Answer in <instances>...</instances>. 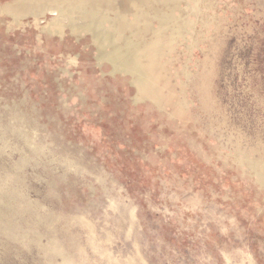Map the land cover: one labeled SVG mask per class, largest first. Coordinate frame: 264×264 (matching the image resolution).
Here are the masks:
<instances>
[{
	"label": "rangeland",
	"instance_id": "1",
	"mask_svg": "<svg viewBox=\"0 0 264 264\" xmlns=\"http://www.w3.org/2000/svg\"><path fill=\"white\" fill-rule=\"evenodd\" d=\"M15 1L0 0V264H264V190L237 160L264 162V0L176 2L199 8L196 47L163 59L161 108L103 76L88 38L12 25Z\"/></svg>",
	"mask_w": 264,
	"mask_h": 264
},
{
	"label": "bare ground",
	"instance_id": "2",
	"mask_svg": "<svg viewBox=\"0 0 264 264\" xmlns=\"http://www.w3.org/2000/svg\"><path fill=\"white\" fill-rule=\"evenodd\" d=\"M161 1L166 9H144L139 4L141 1L132 0L129 14L111 10L116 5L114 0H17L2 10L11 17V24L15 26H25L23 18L31 17L38 31L48 37L63 39L68 34L76 41L88 38L97 66H107V70H101L103 76L129 78L130 85L135 89L132 98L134 104L150 100L161 108L171 105L174 97L168 78L164 76L170 70L163 59L168 57L171 62L179 56L174 44L183 43L190 50L196 47L191 36L195 22L187 16L192 10L199 9L198 6L189 5L187 11L178 17L173 13L178 0ZM47 13L53 17L46 18ZM143 25L147 27L146 34ZM171 54H175V58ZM179 74L176 71L174 75L178 77ZM178 86L183 90L184 84ZM186 103L178 98L171 115L182 119ZM237 160L253 171L256 182L264 190V162L239 154Z\"/></svg>",
	"mask_w": 264,
	"mask_h": 264
},
{
	"label": "crops",
	"instance_id": "3",
	"mask_svg": "<svg viewBox=\"0 0 264 264\" xmlns=\"http://www.w3.org/2000/svg\"><path fill=\"white\" fill-rule=\"evenodd\" d=\"M2 9V8H1ZM4 12V11H3ZM5 13V12H4ZM79 42V41H78ZM79 59H80V56H79ZM98 67V66H97ZM98 68H100V67H98ZM101 70H102V68H101ZM100 70V71H101ZM105 70H106V68H105ZM101 74H102V71H101ZM103 75V74H102ZM258 184V183H257Z\"/></svg>",
	"mask_w": 264,
	"mask_h": 264
}]
</instances>
